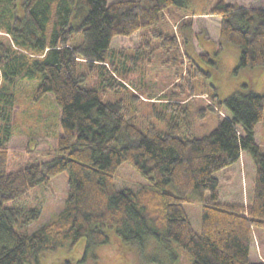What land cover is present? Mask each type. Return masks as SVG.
<instances>
[{
	"label": "trees",
	"instance_id": "obj_1",
	"mask_svg": "<svg viewBox=\"0 0 264 264\" xmlns=\"http://www.w3.org/2000/svg\"><path fill=\"white\" fill-rule=\"evenodd\" d=\"M263 4L217 0L203 13L219 18L218 51L225 45L239 50L237 70L264 69ZM187 5L188 0H0V264H35L45 252L82 239L88 251L108 244L107 230L123 242L174 241L191 256L190 264H264L249 259L253 230L264 229V147L255 142L264 94L221 99L205 80L194 88L193 79L209 72L186 53L193 74L171 77L172 88L181 90L158 97L143 91L150 53L179 49L176 34L154 26L169 7ZM75 34L81 35L78 44ZM135 34L138 46H111L114 37ZM201 59L215 65L209 54ZM88 75L95 78L93 87L83 86ZM186 77L187 93L179 85ZM34 84L36 97L47 95L57 109L54 135L14 129L17 93ZM107 94L118 98L103 103ZM205 96L208 105L193 113L195 98ZM208 110L217 113V127L193 136L194 114L203 121ZM136 114L146 118L142 128L134 123ZM243 153L255 164L252 195L246 205L220 203L214 174ZM123 163L146 183L117 189L115 174ZM63 171L69 190L62 211L25 233L52 194L50 179ZM194 201L201 205L199 233L182 207Z\"/></svg>",
	"mask_w": 264,
	"mask_h": 264
},
{
	"label": "rangeland",
	"instance_id": "obj_2",
	"mask_svg": "<svg viewBox=\"0 0 264 264\" xmlns=\"http://www.w3.org/2000/svg\"><path fill=\"white\" fill-rule=\"evenodd\" d=\"M108 1L111 3L119 0ZM216 1L188 0L186 8L171 6L165 10V17H162L153 29L164 34H176L179 37V49L167 51L157 48L150 53L152 63L146 67L147 74L143 87L145 95L158 97L163 91L181 90L180 86L172 88L171 77L175 75L182 77L187 72L193 74L194 68L189 67L187 70L189 64L185 53L201 70L209 72L208 76L193 79L191 85L194 88L200 89L201 83L205 80L216 87L221 99L246 91L259 95L264 94V69L241 68L237 70L239 50L235 46L225 45L223 50L218 51L219 18L203 14L206 9L214 6ZM226 2L237 3L244 7H258L263 4L260 0H226ZM188 22L190 26L187 25ZM139 39V34L128 38L116 36L111 46L113 48H134L139 45ZM80 42L81 35L75 34L73 43ZM153 44V46L158 44L157 39H154ZM201 54H209L215 65L210 66L209 63L204 62ZM83 69V66H80L79 72ZM188 82L189 77H186L179 84L186 93L189 91ZM94 83L95 78L88 75L83 86L93 87ZM35 87L36 84L26 87L21 95L17 93L14 129L31 135H54L58 123L57 109L47 95L41 98L36 97ZM117 98L116 95L107 94L101 97V101L106 103ZM203 98H195L193 113L199 107L208 105V97ZM145 108L142 106L141 113ZM223 113L221 116H224ZM145 120L144 116L136 114L134 123L142 128ZM193 120L192 134L200 137L210 134L217 127L219 118L215 111L208 110L203 121H198L195 114ZM255 142L264 147V116L255 126ZM254 175L255 164L247 153H243L239 161L228 169L216 172L214 176L219 181L218 201L226 204L246 205L252 195ZM145 183L146 181L128 163H123L116 171L115 186L117 189H138ZM50 187L52 194L47 198L40 217L23 230L25 233H31L54 220L62 211L69 190L67 171L52 177ZM167 191L173 192L172 186H168ZM208 196V193L205 194V198ZM182 207L193 230L199 233L201 205L196 201L184 202ZM106 233L109 238L106 245L94 246L86 251V242L82 239L74 246H67L54 252H45L35 264H190L192 262L191 256L174 241L158 242L154 237H148L144 243L140 244L123 242L113 230H107ZM253 233L250 262L264 263V229L256 228Z\"/></svg>",
	"mask_w": 264,
	"mask_h": 264
},
{
	"label": "crops",
	"instance_id": "obj_3",
	"mask_svg": "<svg viewBox=\"0 0 264 264\" xmlns=\"http://www.w3.org/2000/svg\"><path fill=\"white\" fill-rule=\"evenodd\" d=\"M257 1H259V0H257ZM261 2H263V0H260ZM228 169V168H227Z\"/></svg>",
	"mask_w": 264,
	"mask_h": 264
}]
</instances>
